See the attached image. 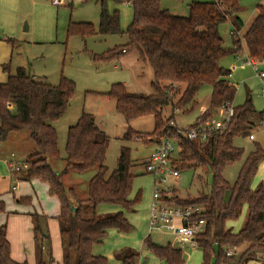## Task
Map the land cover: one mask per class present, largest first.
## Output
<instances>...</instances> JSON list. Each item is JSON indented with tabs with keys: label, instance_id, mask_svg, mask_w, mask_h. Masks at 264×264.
<instances>
[{
	"label": "trees",
	"instance_id": "obj_1",
	"mask_svg": "<svg viewBox=\"0 0 264 264\" xmlns=\"http://www.w3.org/2000/svg\"><path fill=\"white\" fill-rule=\"evenodd\" d=\"M107 1L99 0L98 27L87 22H70L68 35L84 39L99 34L122 35L120 13L109 12ZM114 1L129 3L133 7V20L126 31L127 43L94 58L104 62L118 61L128 53H136L140 62L151 66L154 76L151 94L130 93L123 83H116L107 96L115 100L117 113L127 122L152 116L155 122L153 134L160 131L159 137L168 133L164 126V109L171 106L173 114L193 111L197 105L196 96L205 85L212 88L210 106L192 126H199L212 118L224 103L234 102L237 89L228 83L230 72L221 66V61L240 53L242 41L250 59L264 62L263 6L258 7V15L243 39L236 38L234 47L227 48L219 28L231 17H234L236 27L242 26L237 16L241 10L240 0L193 1L186 17L173 15L162 8L161 0ZM4 69L7 70L8 66ZM8 73V80L0 84V146L12 134L29 132L33 149L27 158L30 167L25 174L30 179L45 182L49 195L59 201L60 213L56 219L65 264H107L105 257L93 254V247L103 243L111 229L125 234L132 232L134 227L124 211H132L140 201V196L131 197L135 179L131 173V149L121 148L117 167L108 174L105 161L110 138L97 125L93 114L83 112L77 123L68 129L65 167L57 171L51 164L61 159L54 123L67 112L76 85L63 73L57 85L37 79L22 67ZM262 122L264 111H257L248 95L242 105L235 106V115L222 132H213L204 142L178 136L180 150L175 167L180 172L204 167L212 174L209 193L192 201L164 198L167 204L204 208L199 218L205 220L206 228L194 239L203 253L202 264H211L213 258L214 264H229L231 259L226 257L229 247L240 249L238 264L258 255L264 256V183L252 188L259 166L264 163V143L254 142V150L242 164L234 184L223 176L224 170L239 162L244 155V149L234 145L235 138L249 137ZM136 135L140 136L129 130L125 138L132 140ZM71 169L79 173L95 169L88 182L85 200L79 199L75 189L65 185L64 176ZM15 200L18 204L30 201L26 198ZM102 204L117 206L120 210L101 215L97 213V207ZM72 207L76 210L73 211ZM245 208L244 225L240 231L234 232L228 223L238 220ZM4 211L5 203L0 201V213ZM34 218L38 264H51L45 261L43 251L45 244L49 243L48 218ZM143 244L166 264L186 262L183 250L171 244L157 245L150 237H146ZM116 256L122 264H137L140 259L139 253L130 250ZM0 264H28L11 259L5 226L0 227Z\"/></svg>",
	"mask_w": 264,
	"mask_h": 264
},
{
	"label": "rangeland",
	"instance_id": "obj_2",
	"mask_svg": "<svg viewBox=\"0 0 264 264\" xmlns=\"http://www.w3.org/2000/svg\"><path fill=\"white\" fill-rule=\"evenodd\" d=\"M193 1L213 2L214 0H161V7L173 15L186 17L189 14V5ZM53 3L57 4H54L56 7H53L52 0H49L47 9H34L32 5L24 8V13L28 12V17H30L33 26L43 30V33L52 24L54 16L56 27L53 34H47L54 42L38 45L37 47L28 45L31 39H33V34L32 32L22 31L25 29L24 24L26 23L23 22L22 29H19V33L24 36L20 41V48H22L14 51L12 70L14 73L16 68L21 66L18 63L23 61V65L27 67V70L36 76L46 77L52 83H58L60 75L63 73L65 77L74 81L76 85V93L70 102L67 112L59 121L54 123V127L58 133V147L61 153V159L52 161L53 167L57 171L65 167L64 157L68 129L77 123L83 112L93 114L97 125L110 138V145L105 161V165L108 167V174L116 169L121 148L128 147L131 149V173L135 175L131 197L135 199L137 196H140V201L132 211L125 210V216L134 227L133 231L127 234H118V240L112 244L115 248L111 244L104 242V246L112 247V252L116 249L114 254L112 253L107 256V264H119L118 260H116V255L125 250L140 254L141 260L138 259L137 264H139V260L141 264H163L143 244L146 237H150V240L157 245L165 246L171 244L182 248L186 261L185 264H202L203 253L200 249L193 247L191 244L182 246L178 243L177 237L165 229H152L149 232L148 216L153 200L154 177L145 171L144 163L156 148V144L149 141L157 142L164 137H168L175 142H179L177 130L180 128H190L197 118L209 108L212 92L211 86L205 85L200 89L196 96V101L198 102L197 108L189 113L183 114L176 111L173 114L171 106L164 109V126L168 133L163 136L159 137L160 131L156 135L153 134L155 122L152 116L127 122L117 113L116 102L113 98L108 97L107 93L114 84L123 83L130 93L151 94L153 92L151 87L154 78L153 70L149 64L139 62L136 53H128L120 61L107 62L96 60L94 56L102 55L116 46H122L127 43L126 31L132 23L134 16L132 5L128 3H116L114 0L107 1L109 12L118 11L120 13V26L124 32L122 35H96L84 39L78 35H68V26L70 22H92L98 27L100 23L99 0H54ZM259 4L264 7V0H240V7L246 10L242 16L246 25L255 18L257 13L256 8ZM54 8L57 9L55 10V15ZM233 22L234 17H231L221 24L219 28L220 34L225 41V47L227 48L234 47V38L243 39L242 34L234 38L231 35V32L235 30ZM244 31L241 28V32L243 33ZM241 47L242 50L238 54L239 57L231 55L223 59L224 65L232 72L229 80L237 89L233 104L234 106L242 105L247 96L250 95L254 108L257 111H264L263 83L258 76V74L264 73V62H258L255 68L249 63H243L244 60L248 62L250 58L247 55L248 53L246 54L247 49L243 41ZM19 52L23 57L18 56ZM94 92L99 94H95ZM256 129V142L261 143L264 140V125H259ZM129 130L138 132L140 136L136 135L132 140L126 139L125 135ZM234 145L243 148L244 155L239 162L228 166L223 172V176L231 184L235 183L242 164L254 150V142L249 140L247 136L235 138ZM32 149L33 143L29 132L24 130L20 133L12 134L7 142L3 143L0 149V158H9L10 153H17V150L24 154L21 155L24 158L26 157L25 151L26 153H30ZM94 172L95 169L84 173L72 170V173H70L72 175H68L67 182L75 183L74 185H76L75 187H77L80 195L79 199L87 198V185ZM262 182L264 183V165L259 167L253 184L258 186ZM211 185L212 174L207 172L204 167H200L197 170L183 171L180 173L178 179H169L167 183V186L170 187L168 198H171V200L192 201L202 194L209 193ZM40 196L41 194H39ZM44 196L46 201L39 200V205L50 211L56 201L51 199L46 192ZM5 199L9 204L8 207L11 208L17 205L11 195L6 196ZM168 205L176 206L171 202ZM103 208L101 207L100 210L102 211ZM246 216L247 208L243 210L238 220L230 223V227H233L234 232L242 229ZM236 252L237 256L239 254V258H241L240 249H236ZM226 257L231 259V264H235V260L238 264L236 257L228 255ZM214 262L215 259L213 258L211 264H214ZM262 262L264 263V256L258 255L256 258H249L247 261L242 260L241 264H263Z\"/></svg>",
	"mask_w": 264,
	"mask_h": 264
},
{
	"label": "crops",
	"instance_id": "obj_3",
	"mask_svg": "<svg viewBox=\"0 0 264 264\" xmlns=\"http://www.w3.org/2000/svg\"><path fill=\"white\" fill-rule=\"evenodd\" d=\"M53 1L54 0H52L53 7H56L55 5L57 4L53 3ZM47 3H49V0H0V84L5 83L8 80V74H9L8 72L13 73L12 69H13V63H14V51L22 48V47L20 48V41L22 38H24L23 34L19 33V29H22L23 22H26V23L24 24L25 29L22 31L32 32L33 34L32 35L33 39H31L28 45L37 47L38 45H44V44H49V43L54 42V40L49 38L47 35L48 33L53 34V31L56 27L54 24L55 23L54 16H53L52 24L43 33V30L39 28H35L33 26L30 20V17H28V12L24 13V8L29 7L30 5H32V8L34 9H37V8L47 9L48 8ZM259 6H263V5L259 4L257 6L256 16L258 15ZM55 10L57 9L54 8V15H55ZM263 10H264V7H263ZM245 11H246L245 9L241 8V10L239 11L237 15L240 18V21L242 22V26L238 28L234 25L235 30L231 32V35L233 36V38L235 37L233 34L237 31L240 34H242V36L246 34L248 28L250 27L253 20L255 19L254 18L252 22L246 25L245 21L242 18ZM241 28L242 30H245L244 31L245 33L241 32ZM56 32H57V28H56ZM102 36H107V35H102ZM234 40L236 39L235 38L233 39V45H234ZM224 45H225V41H224ZM18 56L23 57V55L20 52L18 53ZM257 63L258 62L256 61V66H257ZM18 64H21V66H18L17 68L22 67L27 70V67L23 65V61ZM5 66L6 67L8 66L7 70L4 69ZM221 66L230 72V75L227 77V81L230 85H234L229 80L232 72L231 70L228 69L226 65H224L223 60L221 61ZM29 73L35 76L37 79L44 80L51 85H57L59 83V82L52 83L46 77L36 76L35 74H32L31 71H29ZM210 100H211V97H210ZM197 105H198V102H197ZM217 114H218V110L214 113L213 117L217 116ZM256 130H257L256 128L253 130L254 136H255ZM249 140L251 139L249 138ZM256 140L257 139L255 136V139L251 141L256 142ZM149 142L155 143L157 146L156 142L154 141H149ZM261 143H264V140ZM2 145L3 144H1V146ZM1 146H0V149H1ZM31 152L32 151H30V153ZM30 153L29 152L26 153L25 151L26 157L23 158L21 155H24V154H22L21 152H19V150H17V153L11 152L9 158H0V201H3L5 203V211L3 213H0V215H2L0 217V227L2 226L6 227V237L10 244V257L13 261L17 263L38 264L37 252H36V240H35L36 237H35V228H34L35 218L34 217L35 216L47 217L48 218L47 219V230L49 233V243H46L43 249L45 261L50 262L51 264H65V261H64L65 253H64V248L62 245L61 235H60L59 222L56 219V217L60 213L59 201L55 197H52L49 195V192H48L49 187L45 182H42L41 180H38V179L28 178L27 175L25 174L26 172L25 170L21 172H14V171H11L10 169V165H9L10 162H20V163L27 162V158ZM13 154L14 156H12ZM145 163H144V167H145ZM51 164L53 165L52 162ZM262 165H264V163H262L260 166ZM70 173H72V169L64 176L65 185L68 188L75 189L77 195L80 197L77 187H75L76 185H74L75 183L67 182L68 175H72ZM94 174L95 172L93 173V176ZM256 187L257 185L253 184L252 182V188H256ZM45 192L51 199H54L56 201L55 205L50 211L46 210L43 207H40L39 205L40 204L39 200L44 201V202L46 201V198L44 196ZM39 194H41L40 197H39ZM9 195L12 196L13 201L17 204L15 206H12L11 208L8 207L9 204L7 203L5 199L6 196H9ZM21 198L30 199V201L27 203L18 204L15 199H21ZM85 199L86 198H82V200H85ZM101 207H104L102 211L100 210ZM119 210L120 208L117 206L106 205V204H102L97 207V213L102 212L103 214L115 213V212H118ZM150 210H151V206H150ZM102 213H99V214L103 215ZM149 218H150V212L148 216V228L150 232L152 229L149 226ZM230 223L231 222L228 223L229 227H230ZM230 228L233 230V227H230ZM118 234H121V233L115 229L109 230L108 235L104 239L103 243L99 245H95L93 247V250H92L93 254L95 256H102L108 259L107 256H109L112 253L114 254V251H116V249H114V251L112 252V247H113L112 244L116 240H118L117 238ZM177 241L182 246L191 244L193 247L198 248L194 240L189 243L184 244L177 237ZM104 242L111 244L112 247L104 246ZM177 248H180V247H177ZM116 260H118L119 264H122L121 260H119L118 258ZM140 260H139V264H141ZM161 262L163 264H166L164 261H161Z\"/></svg>",
	"mask_w": 264,
	"mask_h": 264
},
{
	"label": "built area",
	"instance_id": "obj_4",
	"mask_svg": "<svg viewBox=\"0 0 264 264\" xmlns=\"http://www.w3.org/2000/svg\"><path fill=\"white\" fill-rule=\"evenodd\" d=\"M233 35L237 37L240 33L237 31ZM238 54L235 56L239 57ZM243 63H249L254 68L256 67V61L252 59L248 62L244 60ZM258 76L262 80L264 93V73H260ZM234 115V104L232 102H226L218 109L217 116L206 120L199 126H191L186 129L180 128L177 130V135L191 141L197 140L204 142L213 132H222L225 130ZM261 125H264V122ZM249 138L251 140L255 139L253 130ZM156 143L155 150L145 163L146 172L154 177V192L149 226L151 229H165L175 234L182 243H189L197 235L203 233L206 228L205 220L199 218L204 208L202 206H189L185 208L170 206L164 201V198L169 197L170 187L167 186L169 179H178L180 177L181 172L174 165L177 153L180 150V145L179 142H175L168 137H164ZM9 165L11 171L14 172L26 171L30 167L28 162H10ZM226 255L236 257L238 263L240 262L239 254L237 256L235 248H227ZM235 264H237L236 260Z\"/></svg>",
	"mask_w": 264,
	"mask_h": 264
},
{
	"label": "water",
	"instance_id": "obj_5",
	"mask_svg": "<svg viewBox=\"0 0 264 264\" xmlns=\"http://www.w3.org/2000/svg\"><path fill=\"white\" fill-rule=\"evenodd\" d=\"M71 209H72L73 211L76 210V208H74V207H72ZM262 263H263V262H262ZM263 264H264V263H263Z\"/></svg>",
	"mask_w": 264,
	"mask_h": 264
}]
</instances>
